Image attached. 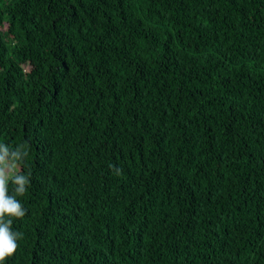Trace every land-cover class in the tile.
Here are the masks:
<instances>
[{
    "label": "trees",
    "instance_id": "16d2710c",
    "mask_svg": "<svg viewBox=\"0 0 264 264\" xmlns=\"http://www.w3.org/2000/svg\"><path fill=\"white\" fill-rule=\"evenodd\" d=\"M0 144L3 264H264V0H0Z\"/></svg>",
    "mask_w": 264,
    "mask_h": 264
},
{
    "label": "clouds",
    "instance_id": "9594fccd",
    "mask_svg": "<svg viewBox=\"0 0 264 264\" xmlns=\"http://www.w3.org/2000/svg\"><path fill=\"white\" fill-rule=\"evenodd\" d=\"M27 151L17 149L10 151L5 144H0V264L11 257L17 250V240L22 238V233L13 232L11 225L13 218L21 219L26 215L17 196H24L30 184L28 175L17 171V162L27 157ZM120 170L116 169L119 175ZM9 181L14 186L15 195L9 194Z\"/></svg>",
    "mask_w": 264,
    "mask_h": 264
},
{
    "label": "rangeland",
    "instance_id": "374dc122",
    "mask_svg": "<svg viewBox=\"0 0 264 264\" xmlns=\"http://www.w3.org/2000/svg\"><path fill=\"white\" fill-rule=\"evenodd\" d=\"M17 167L19 168V165L17 164Z\"/></svg>",
    "mask_w": 264,
    "mask_h": 264
}]
</instances>
